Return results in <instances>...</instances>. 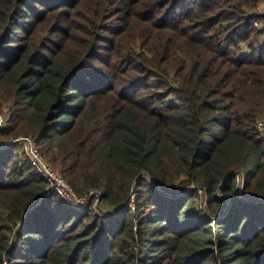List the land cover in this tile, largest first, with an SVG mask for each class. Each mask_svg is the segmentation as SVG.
<instances>
[{"label":"trees","instance_id":"trees-1","mask_svg":"<svg viewBox=\"0 0 264 264\" xmlns=\"http://www.w3.org/2000/svg\"><path fill=\"white\" fill-rule=\"evenodd\" d=\"M259 1L0 0V264H264Z\"/></svg>","mask_w":264,"mask_h":264},{"label":"built area","instance_id":"built-area-1","mask_svg":"<svg viewBox=\"0 0 264 264\" xmlns=\"http://www.w3.org/2000/svg\"><path fill=\"white\" fill-rule=\"evenodd\" d=\"M258 5L259 3L255 6L257 7ZM255 11L264 12V10ZM253 24L259 28L263 27V22L259 20H254ZM241 47H244V44H241ZM3 122L4 120L0 113V126H2ZM254 127L259 134L264 135V114L260 115L256 119ZM13 142L20 144L22 151L29 159L31 165L44 178L45 186L43 188V194H47L53 191L66 204L75 209L88 208L96 212V206L99 202L100 196V191L98 189H90L84 193H77L69 184V182L61 175L59 170L49 161H47V159L40 151L39 146L31 136L20 135L11 139L10 141L0 142V145L3 146L4 144ZM236 179L238 182H242V178L240 175H237ZM132 197L133 194L131 195V200Z\"/></svg>","mask_w":264,"mask_h":264},{"label":"rangeland","instance_id":"rangeland-1","mask_svg":"<svg viewBox=\"0 0 264 264\" xmlns=\"http://www.w3.org/2000/svg\"><path fill=\"white\" fill-rule=\"evenodd\" d=\"M259 5L256 7V6H254L253 8H251V12H253V11H255V10H264V0H260L259 2ZM257 3V4H258ZM255 12H257V11H255ZM264 38V35L263 34H261L260 36H259V39L261 40V39H263ZM243 46V45H242ZM244 47H241L240 48V50L241 49H243ZM0 113H1V115H2V117H3V120H5V118H6V108H3V110H0ZM4 124H2V126H3ZM2 126H0V128L2 127ZM20 135H29V134H25V133H20L19 135H15V136H12V137H9L6 141H10L11 139H13V138H15V137H17V136H20ZM8 144H10V143H7V144H4V145H8ZM17 145H18V148H19V150L18 151H20L22 148H21V146H20V144L19 143H17ZM134 196V195H133ZM132 199H133V197H132ZM108 209H110V207L108 206V205H106V204H103V203H99L98 202V204H97V206H96V213H98V212H100L101 210H108ZM82 210V209H81Z\"/></svg>","mask_w":264,"mask_h":264}]
</instances>
